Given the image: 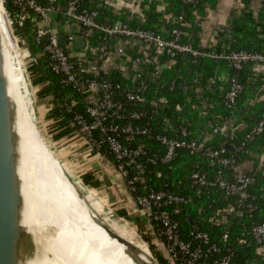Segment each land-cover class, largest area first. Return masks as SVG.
Instances as JSON below:
<instances>
[{
  "label": "trees",
  "instance_id": "obj_1",
  "mask_svg": "<svg viewBox=\"0 0 264 264\" xmlns=\"http://www.w3.org/2000/svg\"><path fill=\"white\" fill-rule=\"evenodd\" d=\"M68 1L58 0L57 5L65 8ZM220 2L82 0L81 7L99 11V20L103 23L118 22L131 29L154 31L163 37L178 30L180 43L212 55H229L238 51L264 55V0L258 5L243 0L241 7L229 10L225 21L213 23L212 17L218 14ZM4 6L9 13L17 10L11 0H7ZM29 12L30 18L24 26H14V34L36 59L29 69L30 80L37 89L38 102L49 107L44 119L48 122L52 141L69 143L78 138L74 115L87 116L86 104H95L97 96L94 91L78 93L72 86L61 82L45 51L48 39L39 38L34 27L40 17ZM78 35L88 44L86 57L78 60L80 76L120 85L122 91H116L114 98L123 104V108L116 112L123 115L133 110L141 114L139 119L126 121L113 117L108 124L125 125L129 122L133 126L150 128L154 137L163 135L198 143V150H179L168 164L147 163V172L143 176L132 171L137 187L140 190L144 187L167 190L191 198V202L174 215L184 238L193 228L209 233L212 241H219L228 234L233 251L230 264H264V245L256 244L251 234L254 225L264 222V131L252 140L247 139L264 116V64L248 63L235 69L223 58L159 55L140 41L121 36L111 38L84 28L78 31ZM103 44L122 48L125 53L102 57L99 48ZM137 54L144 57L141 65L135 63ZM104 64L103 75H100ZM232 77L238 79L242 90L233 106L228 107L226 97ZM139 86L143 87L142 100L134 104L128 100L126 92H134ZM72 100L76 106L69 113L64 105ZM183 130L186 137L182 135ZM96 137L100 138L99 132ZM121 141L128 147L147 150L148 155L163 152L156 139L143 135H123ZM207 149L223 152L221 155L233 160V164L222 166L218 158L206 156ZM106 151L105 147L103 151H92V154L111 157ZM233 168L255 179L247 190L249 198L243 206L237 204L235 196H227L211 185L198 187L191 178L195 173H203L212 182L221 170L227 179L234 180ZM81 180L85 185H98L92 172L82 174ZM172 211L173 208L168 210ZM244 239L248 244L243 243ZM155 258L161 264H170L159 253Z\"/></svg>",
  "mask_w": 264,
  "mask_h": 264
},
{
  "label": "built area",
  "instance_id": "obj_2",
  "mask_svg": "<svg viewBox=\"0 0 264 264\" xmlns=\"http://www.w3.org/2000/svg\"><path fill=\"white\" fill-rule=\"evenodd\" d=\"M7 0H2L5 4ZM17 7L14 12H7L9 24L14 31V26L22 27L30 18V12L36 13L40 20L34 23L39 38H47L48 43L45 51L51 58L52 70L61 77V82L72 86L78 93L83 91H94L96 93L95 104H86V115L76 113L74 123L78 127L77 140L91 151H103L107 148L108 154L114 160L120 177L126 182L127 189L134 197L136 203L146 211L147 217L152 225L153 235L161 241L163 253L170 264H230L233 255L228 234H224L219 241H212L209 233L193 228L187 235H181L179 222L174 218L181 210V207L190 203L191 198L180 196L167 190L155 191L149 188L139 189L136 178H133L132 171L143 176L147 172V163L152 165L168 164L178 155L179 150L186 149L194 152L198 150V143L180 138H169L163 135L153 136L151 129L144 126H133L131 123L125 125L108 124L110 119L120 120L139 119L141 114L131 110L129 114H119L123 104L116 102L114 96L116 91L121 90L120 85H112L107 81L84 78L79 74V59L85 58L88 51V44L84 37L78 35V31L84 28L91 32H101L108 37L121 36L130 40L142 42L147 48L152 49L156 54H165L174 57L178 54H188L193 58H223L230 62L235 69H241L248 63H263L264 55L248 51L232 52L229 55H212L209 52L198 51L191 45L180 43V32L173 30L169 37L141 29H131L121 23L108 24L99 20V11L82 9V0H69L65 8H61L58 0H11ZM195 0H185V3H193ZM65 21L69 32L62 35L56 28V21ZM64 39V45L61 44ZM81 42V47L77 42ZM146 48V49H147ZM26 57L30 66L36 59L25 49ZM148 51V50H147ZM99 53L104 56H121L125 53L122 48H111L103 44ZM144 57L136 55V65H141ZM106 66V65H105ZM104 69V68H102ZM101 69V70H102ZM82 71V70H81ZM141 77V75H138ZM143 87L139 86L133 91L126 92L128 100L136 104L140 102ZM242 86L236 77L230 79V90L227 93V105L232 107L238 98ZM122 91V90H121ZM76 102L73 100L65 104L67 112L72 113ZM217 131V130H216ZM264 131L263 119L247 135L252 140L256 135ZM99 132L100 138L96 137ZM143 135L154 138L163 147V152H154L148 155L145 149H138L126 146L121 137ZM183 137L187 136L185 130ZM106 151V152H107ZM221 151L207 149L206 156L218 158L222 166H230L233 160L223 157ZM100 156H106L100 155ZM234 180L227 179L220 170L214 180L210 182L206 174L195 173L192 175L193 184L202 186H214L226 193L227 196H235L237 204L243 206L249 198L248 188L255 183L252 176L243 175L237 168H233ZM173 208L172 213L168 212ZM251 208V205H248ZM251 234L258 245H264V222L252 227ZM244 244H248L244 239Z\"/></svg>",
  "mask_w": 264,
  "mask_h": 264
},
{
  "label": "bare ground",
  "instance_id": "obj_3",
  "mask_svg": "<svg viewBox=\"0 0 264 264\" xmlns=\"http://www.w3.org/2000/svg\"><path fill=\"white\" fill-rule=\"evenodd\" d=\"M0 26L5 39L10 93L13 98L16 94L14 100L19 101L16 129L20 137V174L24 180L28 208L24 223L30 230L57 229V234L53 236L46 235L43 239L36 237L43 244L44 256L38 254L37 260L31 264H102V257L108 264H135L123 244L111 239L94 219L78 194L77 189L82 190L81 185L72 179L44 139L30 87L15 53L17 43L10 31L1 0ZM22 128L28 135L31 134L33 145H27ZM43 159H47L46 164L40 162ZM100 253L105 256L100 257Z\"/></svg>",
  "mask_w": 264,
  "mask_h": 264
},
{
  "label": "water",
  "instance_id": "obj_4",
  "mask_svg": "<svg viewBox=\"0 0 264 264\" xmlns=\"http://www.w3.org/2000/svg\"><path fill=\"white\" fill-rule=\"evenodd\" d=\"M1 5L7 18L2 0ZM108 24L106 22V25ZM10 31L15 38L11 26ZM61 44H64L63 38ZM77 46L81 47L80 41L77 42ZM5 49V39L0 26V264H31L37 260L38 254L40 257L44 256L43 244L40 240L37 241L36 237L43 239L46 235L53 236L57 234V229L30 230V227L24 223L28 208L23 189L24 180L20 174V137L16 129L18 110L10 93ZM100 75H103V69ZM227 148L231 150V147L227 146ZM77 191L94 219L111 239L123 244L135 264H161L143 242H137L129 235L115 230L93 208L81 190L77 189Z\"/></svg>",
  "mask_w": 264,
  "mask_h": 264
},
{
  "label": "crops",
  "instance_id": "obj_5",
  "mask_svg": "<svg viewBox=\"0 0 264 264\" xmlns=\"http://www.w3.org/2000/svg\"><path fill=\"white\" fill-rule=\"evenodd\" d=\"M242 1L221 0L218 14L212 17V22L225 21L229 10L232 7H241ZM261 1L251 0L257 5ZM55 25L62 35L69 32V27L64 20L56 21ZM48 108L45 107V110L47 111ZM83 146L78 140H73L64 147V156L68 159L70 168L79 175V179L81 180L82 174L92 172L94 181L98 182L97 186L85 185L82 180L81 183L71 176L81 184L83 195L115 230L129 235L137 242H143L154 257L157 253L165 257L161 241L153 235V227L146 211L136 203L128 191L126 182L120 177L114 160L108 156H94L92 151L89 152ZM151 246L154 248L152 249Z\"/></svg>",
  "mask_w": 264,
  "mask_h": 264
},
{
  "label": "rangeland",
  "instance_id": "obj_6",
  "mask_svg": "<svg viewBox=\"0 0 264 264\" xmlns=\"http://www.w3.org/2000/svg\"><path fill=\"white\" fill-rule=\"evenodd\" d=\"M15 41L17 43V48L15 50V53H16V56L18 58V61L21 64V67L24 70L26 81L30 87L31 97L33 100V105H34V110L36 111V113L38 114V116L40 118V124L42 126L43 131H44L43 137L47 141V143L49 144L50 149L54 152V155L57 158V160H59L60 163L63 164V166L68 170V172L71 176L77 178V180H79L82 183V181L79 179V175L76 173V171H74L72 168H70V166L68 164V159L64 156V147L67 145V143L62 142V143L58 144V143H54L52 141V138H51L50 133H49L48 122H46L44 119L47 111L45 110V107H43L42 104H40L38 102L37 97H36L37 89L33 86V84L31 83V80H30L29 69L31 66L29 63V59L26 57V52L24 51L25 49L21 45V41L16 35H15ZM14 92L17 93L16 89H14ZM15 96H16V94H15ZM15 96L13 99H16ZM15 102H16L17 107H19L18 106L19 101L15 100ZM21 131H22L23 137L25 138L24 140L27 142V145L29 143V145L31 146V144L33 142V138H31V134L28 135V132L24 128H22ZM40 162L43 164H46L47 159L40 160ZM72 179H74V178H72ZM76 182L79 183L78 181H76ZM102 255H104V254L103 253L99 254L100 257H102ZM101 261H102L101 262L102 264H108V261H106L105 258H103V257H102Z\"/></svg>",
  "mask_w": 264,
  "mask_h": 264
}]
</instances>
